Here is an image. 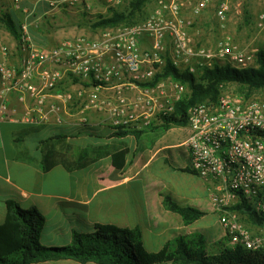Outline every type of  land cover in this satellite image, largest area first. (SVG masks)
<instances>
[{
	"label": "built area",
	"instance_id": "obj_1",
	"mask_svg": "<svg viewBox=\"0 0 264 264\" xmlns=\"http://www.w3.org/2000/svg\"><path fill=\"white\" fill-rule=\"evenodd\" d=\"M241 1H218L220 29L234 10L242 13ZM105 2L112 8L122 3ZM155 2L152 14L132 26L103 30L94 40L72 38L54 48L33 42V14L24 10L16 63L11 62L12 52L0 37V124L61 126L68 115L86 123L88 113L96 111L108 115L115 131L133 125L149 127L159 115L173 113L175 104L189 92L170 78L145 86L161 73L166 64L164 54L169 53L176 67L185 66L191 73L194 65L213 68L216 63L238 70L259 68V50L241 49L228 38L217 42L214 53L195 47L191 35L194 23L184 18L183 11L198 17L216 0ZM47 3L55 10L60 5L85 4L86 0ZM258 27L264 29V15L259 17ZM68 82H77V87L65 88ZM106 91L116 92L118 105L100 102L99 93ZM125 93L127 97H123ZM14 100L18 106H11ZM186 127L190 131L186 146L191 170L209 183L212 207L229 246L264 251V226H248L239 209L249 205L264 218V100L224 88L217 102L205 101L188 110Z\"/></svg>",
	"mask_w": 264,
	"mask_h": 264
},
{
	"label": "crops",
	"instance_id": "obj_2",
	"mask_svg": "<svg viewBox=\"0 0 264 264\" xmlns=\"http://www.w3.org/2000/svg\"><path fill=\"white\" fill-rule=\"evenodd\" d=\"M88 1L86 0L85 5L88 4L91 9L92 5ZM155 7V0L148 3L138 16L137 22L150 16ZM109 8L112 7L106 6L104 11L107 15L111 13ZM185 11L188 10L183 11V16ZM195 29L193 25V40L201 33ZM127 96L126 93L123 95ZM99 98L100 102L109 106L118 105L120 102L119 96L113 91L101 92ZM11 106H18L17 101H12ZM74 117L68 115L67 123L61 126H40L42 128L28 135L25 147L30 154L40 159L42 142L63 134L73 142L72 145L82 147L87 144H108L117 149L123 143V149H127L124 168L119 170L114 166L112 157H107L84 170L69 172L63 166H57L49 172H43L37 165L19 161L18 150L14 144L17 133L39 127L2 123L0 224L6 217L7 202L13 201L25 210H38L46 220L45 226L47 215L54 210L63 211V215L59 214L60 218H70V209L80 210V222L73 232L83 233V229H87L92 233L96 224L128 229L139 227L145 245L148 242L152 247L149 249L146 246L151 252L161 250L167 242L182 236L199 234L208 245L225 239L219 216L212 207L210 185L191 170V155L186 146L190 137L187 127L164 128L162 123L156 120L152 122L150 129L133 125L124 130L127 134L117 137L106 113L90 112L86 123L79 122V119ZM87 128L92 129V136L85 131ZM31 135L39 137L37 143H29ZM58 150L64 156H71V153L66 152L65 146H58ZM167 197L178 205L193 208L203 215L186 224L181 215L166 206ZM72 235L73 233L69 245ZM65 261L67 263L64 264L78 263ZM48 263L56 262L38 264Z\"/></svg>",
	"mask_w": 264,
	"mask_h": 264
},
{
	"label": "trees",
	"instance_id": "obj_3",
	"mask_svg": "<svg viewBox=\"0 0 264 264\" xmlns=\"http://www.w3.org/2000/svg\"><path fill=\"white\" fill-rule=\"evenodd\" d=\"M153 0H132L123 11L111 10L109 15H100L91 28L95 31L114 29L121 26H132L144 7ZM7 29L19 43L21 27L11 17L4 21ZM259 68L238 70L231 66L201 68L200 75L188 69L176 67L170 57L154 82L145 86L171 79L186 86L188 94L175 104V111L167 115H159L157 121L162 127H186L188 110L205 101L217 102L221 91L229 85H239L250 93L264 89V51L258 53ZM250 94L246 95L249 98ZM32 128V127H31ZM39 128L27 129L15 135L14 144L18 150L17 159L21 162L37 165L43 172H49L57 166L67 171L84 170L99 160L112 157L114 166L121 170L125 166L127 149L123 143L114 149L112 145L87 144L85 147L67 145L69 156H64L58 146L66 144L68 136L56 135L42 142L40 159L33 157L25 147V139ZM130 128V127H129ZM152 128V125L147 127ZM120 127L115 136L127 134ZM92 136V129L85 130ZM92 132V133H90ZM166 206L174 213L182 216L186 224L199 219L203 214L190 207H182L170 197L166 198ZM244 214V222L248 226H264V218L258 215L251 206L240 207ZM45 218L38 210H25L13 201L7 202L6 217L0 224V264H38L70 260L80 264H264V251H248L241 247L227 246L224 239L215 249L208 250L207 242L199 234L182 236L175 241L167 242L157 252L147 249L142 230L119 228L114 225L96 224L89 234L73 232L72 242L64 247H46L41 238L45 227Z\"/></svg>",
	"mask_w": 264,
	"mask_h": 264
},
{
	"label": "rangeland",
	"instance_id": "obj_4",
	"mask_svg": "<svg viewBox=\"0 0 264 264\" xmlns=\"http://www.w3.org/2000/svg\"><path fill=\"white\" fill-rule=\"evenodd\" d=\"M16 1L17 0H0V37L6 42L12 52V63H16L17 42L4 23L7 17H11L14 22L21 27L25 18L24 10L32 12L33 16L30 21L33 42L40 47L54 48L67 40L78 38L80 35L94 40V37H98L102 31L93 30L91 28L92 23L96 22L98 16L107 15L104 12L107 6L105 0H89L88 2L92 5L91 9L88 8L89 5L80 3L74 6L60 5L55 10L51 9L50 5L47 3L48 0H20L19 5L16 4ZM121 1L122 3L119 7L109 8V10L123 11L129 7L132 0ZM218 1L219 0H216L207 11L198 17L192 16L189 10L185 11L184 18L190 21L194 20V27L201 32L196 36L194 35L195 47L197 49L206 48L208 51L214 53L217 42L228 38L241 49H256L264 51V29L258 27L259 17L264 15V0H242V13L238 15L234 10L230 14L224 29L219 28L216 17ZM168 58L169 53L163 55L164 60ZM184 67L185 66L180 69L184 70ZM194 67V73L200 75L201 68L196 65H194ZM77 84V82H68V85L65 88H72V86L75 87ZM225 90L245 97L250 94V97L264 100V89L250 93L239 85H229ZM46 133H48V131H46ZM38 140L39 137L36 135H31L29 137V143L35 144ZM72 143L68 140L63 147L72 145ZM80 212V210L70 209V218L65 216L60 218L59 214L61 213L63 215V211L58 212L54 210L49 213L47 215L48 217L44 233L41 238L42 245L46 247L68 246L71 234L75 230L74 228H76V226L78 227L80 222H78V220H80L78 216ZM83 230L84 234L91 233V231H87V229ZM224 243L229 246L228 241H225ZM217 244L218 243L214 245L207 244L208 250L211 251L212 249H215L214 247H216L215 245ZM146 246L149 249H152L150 243L146 242ZM64 263L67 262L62 261L48 264Z\"/></svg>",
	"mask_w": 264,
	"mask_h": 264
}]
</instances>
